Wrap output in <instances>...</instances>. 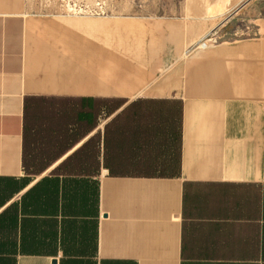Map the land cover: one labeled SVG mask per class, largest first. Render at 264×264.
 I'll list each match as a JSON object with an SVG mask.
<instances>
[{
  "label": "crops",
  "instance_id": "0c3cea01",
  "mask_svg": "<svg viewBox=\"0 0 264 264\" xmlns=\"http://www.w3.org/2000/svg\"><path fill=\"white\" fill-rule=\"evenodd\" d=\"M30 34L0 12V264H264L261 13L147 77L100 37L66 87L28 76ZM51 100L78 105L71 125L31 124Z\"/></svg>",
  "mask_w": 264,
  "mask_h": 264
},
{
  "label": "rangeland",
  "instance_id": "374dc122",
  "mask_svg": "<svg viewBox=\"0 0 264 264\" xmlns=\"http://www.w3.org/2000/svg\"><path fill=\"white\" fill-rule=\"evenodd\" d=\"M248 7L264 17V0H0V12L31 17L28 76L59 87L71 83V68L79 53L89 51L100 37L108 39L107 46L115 45L117 53L112 50L110 58L139 63L138 69L147 77L153 69L188 61L190 52L230 16ZM83 20L107 23L88 25ZM170 56L177 59L169 60ZM95 98L94 104L102 110L114 104L108 97ZM38 107L31 124L57 127L64 114L78 105L51 100ZM58 154L54 152V157Z\"/></svg>",
  "mask_w": 264,
  "mask_h": 264
},
{
  "label": "trees",
  "instance_id": "16d2710c",
  "mask_svg": "<svg viewBox=\"0 0 264 264\" xmlns=\"http://www.w3.org/2000/svg\"><path fill=\"white\" fill-rule=\"evenodd\" d=\"M40 101V100H39ZM39 101H35V102H39ZM47 101H42L41 103H46ZM108 102H111V103H114V105H118L119 103L118 102H113V101H108ZM69 103H71V102H66L65 104H69ZM27 108H28V106H27ZM99 108H97V111H99L98 110ZM107 111H108V108H105ZM102 110V109H101ZM72 113H73V110H71L70 112H67L66 113V115L64 114V116H65V118H67V123H65L66 125H71L72 123H69V121H71L72 122ZM28 117V113H27V116H26V118ZM94 117L91 115V116H83V118H79L81 121H83V122H90L92 119H93ZM28 119V118H27ZM27 121V120H26ZM79 123H81V122H79ZM24 166H25V168L26 169H32V168H34L33 166H30V165H28V162H27V155H26V158H25V162H24Z\"/></svg>",
  "mask_w": 264,
  "mask_h": 264
},
{
  "label": "bare ground",
  "instance_id": "6f19581e",
  "mask_svg": "<svg viewBox=\"0 0 264 264\" xmlns=\"http://www.w3.org/2000/svg\"><path fill=\"white\" fill-rule=\"evenodd\" d=\"M109 26V25H108ZM111 49H115V45H109L108 44V59L110 58V57H112L113 56V53H112V50ZM112 59V58H111ZM115 61H117V60H115ZM110 63V62H109Z\"/></svg>",
  "mask_w": 264,
  "mask_h": 264
},
{
  "label": "built area",
  "instance_id": "2783aa9c",
  "mask_svg": "<svg viewBox=\"0 0 264 264\" xmlns=\"http://www.w3.org/2000/svg\"><path fill=\"white\" fill-rule=\"evenodd\" d=\"M207 41H208V39H207ZM207 41H204V42H203V45H204V46L207 45ZM208 42H209V41H208Z\"/></svg>",
  "mask_w": 264,
  "mask_h": 264
}]
</instances>
